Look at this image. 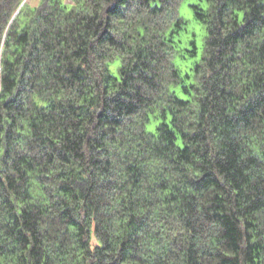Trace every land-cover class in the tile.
<instances>
[{
    "label": "trees",
    "instance_id": "obj_1",
    "mask_svg": "<svg viewBox=\"0 0 264 264\" xmlns=\"http://www.w3.org/2000/svg\"><path fill=\"white\" fill-rule=\"evenodd\" d=\"M184 1L0 0V264H264V0Z\"/></svg>",
    "mask_w": 264,
    "mask_h": 264
},
{
    "label": "rangeland",
    "instance_id": "obj_2",
    "mask_svg": "<svg viewBox=\"0 0 264 264\" xmlns=\"http://www.w3.org/2000/svg\"><path fill=\"white\" fill-rule=\"evenodd\" d=\"M191 2H196V0H185L180 7V13L187 19V36L189 37L191 36V33H194L196 35L197 41L200 44L202 28L193 16L192 9L189 6Z\"/></svg>",
    "mask_w": 264,
    "mask_h": 264
}]
</instances>
